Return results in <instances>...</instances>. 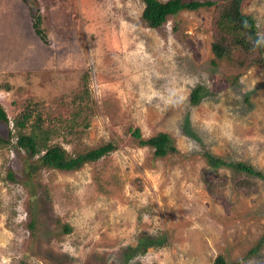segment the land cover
I'll return each instance as SVG.
<instances>
[{"label":"rangeland","instance_id":"rangeland-1","mask_svg":"<svg viewBox=\"0 0 264 264\" xmlns=\"http://www.w3.org/2000/svg\"><path fill=\"white\" fill-rule=\"evenodd\" d=\"M144 7L0 0L2 136L38 104L49 143L69 155L115 145L79 169L41 163L21 183L5 175L22 172L26 156L0 149V264H213L220 254L264 264V247L249 254L264 234V179L212 171L204 157L264 172V68L217 59L218 6L181 11L161 28L143 25ZM243 11L264 34V0H244ZM37 13L46 42L32 28ZM136 128L169 134L177 151L156 157Z\"/></svg>","mask_w":264,"mask_h":264},{"label":"trees","instance_id":"trees-1","mask_svg":"<svg viewBox=\"0 0 264 264\" xmlns=\"http://www.w3.org/2000/svg\"><path fill=\"white\" fill-rule=\"evenodd\" d=\"M28 1V0H24ZM145 4L141 15L144 26L148 28H161L169 18L177 15L184 10H198L202 7L212 5L218 6L219 16L216 21V40L213 43V50L217 59L226 58L234 63L239 69H245L252 65H259L264 68V34L259 35L257 22L253 15L243 11L244 0H141ZM39 8L36 9V12ZM35 16V22L32 25L36 35L46 42V34L42 28V16ZM176 28V26H175ZM217 63V61H213ZM241 74L235 77L237 80ZM202 86L197 85L191 93V102L199 103L202 98ZM38 105V104H37ZM37 105H30L26 111L13 120L11 126V136L4 138L0 132V149H10L16 151L18 156L23 159L22 172L18 173L12 168L7 170L5 180L10 182H19L24 180L28 182V176L31 172L40 169L41 163L49 168H59L61 170L79 169L88 162H94L105 154L115 149V145L111 143L103 144L97 148H93L85 153L69 155L67 149L60 144H50L49 140L52 135L50 130L44 129L45 118L42 109H36ZM32 119L34 122H32ZM8 123L9 118L5 110L0 107V127L3 123ZM77 122V121H76ZM61 121L59 122L60 125ZM64 125L69 124L64 121ZM31 129H27L28 125ZM71 128V126H69ZM72 132V131H71ZM13 136V137H12ZM134 138L139 140L141 146H150L154 148L156 157H164L169 152H176L177 149L170 143V135L160 132L149 138L143 137L139 128L133 131ZM15 137V140H14ZM23 151H26L24 154ZM204 157L212 171L219 168H229L235 172L244 173L249 176H257L264 179V172L246 161L227 160L221 156L205 151ZM25 184V183H24ZM31 225L28 227L31 229ZM33 229V228H32ZM71 227L66 225V231H70ZM155 243V240H149L148 245ZM161 244V243H160ZM264 247V234L258 242L249 250L250 255H254L262 251ZM242 260L235 262L241 264ZM213 264H234L228 262L223 254L218 255Z\"/></svg>","mask_w":264,"mask_h":264}]
</instances>
